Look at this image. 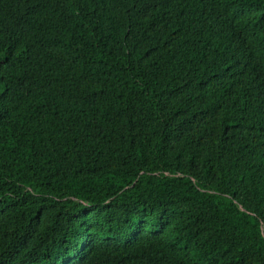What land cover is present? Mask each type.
<instances>
[{
    "label": "trees",
    "instance_id": "1",
    "mask_svg": "<svg viewBox=\"0 0 264 264\" xmlns=\"http://www.w3.org/2000/svg\"><path fill=\"white\" fill-rule=\"evenodd\" d=\"M0 264H264V0H0Z\"/></svg>",
    "mask_w": 264,
    "mask_h": 264
}]
</instances>
